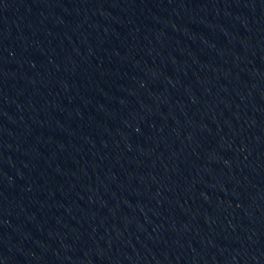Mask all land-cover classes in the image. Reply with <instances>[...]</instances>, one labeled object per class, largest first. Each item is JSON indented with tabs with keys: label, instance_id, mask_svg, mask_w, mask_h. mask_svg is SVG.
Masks as SVG:
<instances>
[{
	"label": "water",
	"instance_id": "obj_1",
	"mask_svg": "<svg viewBox=\"0 0 264 264\" xmlns=\"http://www.w3.org/2000/svg\"><path fill=\"white\" fill-rule=\"evenodd\" d=\"M57 0H0V53Z\"/></svg>",
	"mask_w": 264,
	"mask_h": 264
}]
</instances>
